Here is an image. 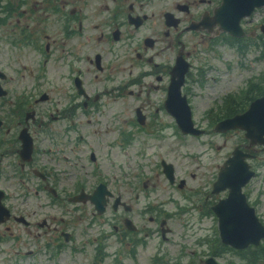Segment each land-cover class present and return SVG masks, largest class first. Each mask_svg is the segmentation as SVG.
<instances>
[{
  "label": "flooded vegetation",
  "instance_id": "obj_1",
  "mask_svg": "<svg viewBox=\"0 0 264 264\" xmlns=\"http://www.w3.org/2000/svg\"><path fill=\"white\" fill-rule=\"evenodd\" d=\"M30 2L28 15L34 20L26 25V29H19L11 44L16 46L22 40H28L38 49L42 42H37L35 38H47L43 44L46 56L37 62L39 68L33 76L25 72L7 75L0 68V182H18L27 189L14 192L0 185V224L10 233L11 226L7 223L10 219L23 223L25 227L47 225V218H29L31 214H35V208L28 204L29 196L33 195L36 196L37 206L45 210L50 206L64 209L65 202H88L94 217L112 211L114 216L110 220L115 222L112 224L113 228L115 231L122 230V241L129 246V253H135L136 246L146 243L145 239L153 233L166 240L167 233L171 230L166 215L169 211L147 201L145 205L137 206V223H134L130 216L133 204L124 192H114L110 183L115 180V176L102 170V163L97 157V145L103 144L105 150L107 147L114 149L117 147L115 145L122 149L128 148L132 135L136 132L129 127V98L136 95L138 99L141 92L140 88L134 92L131 86L154 85L151 81L145 82L146 79L141 80L142 74L145 76L155 73V79L158 80L161 79L158 74L168 73L169 83L170 70L175 60L182 56L189 61L199 45L205 43L211 46L220 40L237 43L247 38L250 39L248 41L254 38L256 42L259 39L263 41L261 26L264 19L261 23H255V27H244L243 36L238 37L223 30L220 21L214 17L215 8L220 6L222 0H103L98 4L100 9L91 0H53L52 3L49 0H0V27L5 25L6 20L11 21L12 15L23 12L24 9L19 6H28ZM260 8L264 7L255 8L252 14ZM91 11L94 12L93 16ZM51 14L60 18L61 24L58 25L62 39L59 42L49 40ZM16 20L19 21V18ZM7 31L12 35L15 29L11 26ZM148 49H152V52L147 53ZM53 50L57 51L58 60H54ZM132 55L134 59H130ZM56 61L57 67L52 66L51 70H57L61 77L58 94L45 88L49 76L47 73L51 64ZM142 63H149L151 69H141ZM168 83L161 99L162 104L165 103ZM250 86L248 82L247 87ZM248 88L245 93L237 90L235 97L252 96L255 89ZM149 91L148 89L147 92ZM263 92H257L256 96ZM182 93L185 96L187 94L183 86ZM250 100L252 98L248 102ZM162 104L160 108L172 116V112ZM246 105L233 103L236 111L243 110ZM132 109L133 118L137 122V133L142 129L155 134L152 126L156 117L154 111L144 112L143 105L137 103ZM158 109L159 107L156 111ZM162 129L160 126L161 134L164 132ZM115 131L116 135L107 137ZM236 146L248 151L251 144L248 139L247 143H238ZM251 154L254 155L252 152ZM249 158L252 157L246 156L245 160ZM84 159L93 164L89 172L81 169L73 171L74 167L84 165ZM163 162L172 164V179L165 173ZM158 163L159 165L150 168L151 174L143 175L141 171L137 173V186L140 188V191L137 189L134 193L137 199L141 196L149 197L144 193L154 188L155 181L151 178L158 176V166L168 183L179 190L186 187L184 178L176 181L172 162L160 158ZM33 177L36 182L30 183ZM92 177L93 185L89 183ZM125 182L130 194V178L127 177ZM99 186L109 191L105 192L102 211H98L89 198ZM243 192L245 206H252L256 211L258 201H250L249 192ZM228 193V189L213 190L211 187L206 194L201 191L203 197L200 214L210 213L217 227L218 217L213 205ZM46 194L49 197L47 199ZM209 195H213L215 199L210 201ZM117 197L119 198L116 199ZM190 208L191 203L182 207L185 211ZM20 211H28V216ZM52 228L57 230L58 227L53 225ZM58 230V235L64 241L71 239L70 231ZM216 231L215 238H200L197 242L202 248L205 243L209 244L207 254L200 258L199 264H221L218 255L227 249L237 255L239 250H245L223 243L218 228ZM57 246L59 248L60 244ZM32 253L33 249H30L26 254ZM14 254L24 253L17 249ZM182 255L179 253L175 258L179 259Z\"/></svg>",
  "mask_w": 264,
  "mask_h": 264
},
{
  "label": "rangeland",
  "instance_id": "obj_2",
  "mask_svg": "<svg viewBox=\"0 0 264 264\" xmlns=\"http://www.w3.org/2000/svg\"><path fill=\"white\" fill-rule=\"evenodd\" d=\"M91 1L98 9L101 8L98 4L103 0ZM49 2L52 3L53 0H49ZM30 7L31 2L28 6H19L24 9L23 12L12 15L11 21L6 20L5 25L0 27V68L7 75L25 72L31 73L33 76L39 68L37 62L46 56L43 44L47 38H35L37 42L38 40L42 42L38 49L34 48L33 43L28 40H22L16 46L11 44V40L16 39L19 29H26V25L34 20L28 15ZM90 14L93 16L94 12L91 11ZM17 18L19 21L16 20ZM262 19H264V8H260L250 17L242 18L241 25L249 28L255 23H261ZM58 24H61L60 18L51 14L50 41L54 39L59 42L62 39ZM11 26L15 29L12 35L7 31ZM248 40L250 39L247 38L237 43L220 40L211 46L204 43L199 45L195 54L189 58L191 67L187 73L186 82L182 86L187 93L186 99L191 107L194 124L201 128H207L203 133L198 135L183 133L175 122L174 116H169L160 108L161 99L165 93L164 89L168 83V73L158 74L161 75V79L158 80L155 79V73L145 76L142 74L141 80L146 79L145 82L151 81L154 85L131 86L134 92L138 88L141 89V92L138 99L136 95L129 98L131 118L129 127L136 132L132 135L128 148L122 149L115 145L117 147L114 149L107 147L105 150L103 144L97 145V157L102 163V170L115 176V180L110 183L114 192H124L127 199L133 204L130 216L134 223H137V206L145 205L147 201L169 211L166 212V215L169 218L168 225L171 230L167 233L166 240L153 233L152 236L145 239L146 243L138 244L135 253L132 254L128 251L129 246H126L122 241V230L115 231L113 228L112 224L115 222L110 220L114 216L112 211L109 210L103 215L94 217L88 202L78 204L65 202L64 209L59 206H50L45 210L43 207L37 206L36 196L31 195L28 204L31 208H35V214L34 216L31 214L29 218L35 217L40 220L44 217L47 218L48 224L25 227L23 223L10 219L7 223L11 226L12 233L0 224V264H192V262L199 264L200 258L207 254L209 244L205 243L202 248L197 242L200 238L209 237L211 239L217 235V226L213 216L210 213L200 214L199 208L202 206L203 197L201 191L206 194L208 188H212L210 181L215 180L218 176L220 167L224 165L225 159L230 155L232 149L238 143H247L248 141L241 128L225 132L214 129V123L227 116L221 110L219 111V108H222L226 94L240 91L242 85L249 79L253 80L250 86L251 90L264 91V39L263 41L259 39L258 42ZM53 52L54 60H58L56 58L57 51L53 50ZM150 52L152 49L147 50V53ZM130 59H134V55ZM56 63L57 61L50 66L45 88L49 89L51 93L58 94L61 77L57 70H51L52 66L57 67ZM140 68L149 71L151 66L149 63H142ZM138 69L139 66H137ZM132 71L134 72L135 68ZM148 89L149 92H147ZM136 103L143 105L144 112L154 111L156 114L152 123L155 134L142 129L137 133V122L132 114V107ZM162 106L164 107V103ZM157 107L159 109L156 111ZM160 126L163 127V134L160 133ZM113 134L116 135V131L108 134L107 137H111ZM96 139L98 142L100 141V139ZM256 143L249 148V151L254 155L248 159L251 167L255 169V174L246 183L247 185L245 184L243 190L249 192L250 201H258L259 204L255 212L264 223V149L258 144L259 142ZM160 158H165L174 164L176 181L178 178H184L186 187L179 190L168 183L158 166V176L154 175L151 178L155 181L154 188L144 193L149 197L141 196L137 199L134 197L135 191L137 189L140 191L137 186V173L141 171L143 175L151 174L150 168L159 165ZM83 162V166L78 165L77 168L74 167L73 171L81 169L83 172L85 170L89 172L93 165L92 162L87 159H84ZM140 167L142 170H139ZM127 177L130 178V194L127 192L128 188L125 182ZM31 179L30 183L36 182V178ZM92 181H94L93 177L89 182L91 185L94 184ZM0 185L8 191L14 192L22 191L24 188L18 182L6 184L5 181H2ZM24 190L27 189L24 188ZM29 192L32 194V190ZM47 198L49 197L46 194L45 199ZM209 199L213 201L215 197L209 195ZM187 203H191V208L185 211L182 207ZM20 212L28 216V211ZM107 217L109 218L107 219ZM53 225H57V230L52 228ZM58 229L70 231L71 239L64 241L58 235ZM55 235L57 236L54 239ZM58 243L60 244L59 248ZM17 249L24 254L15 255ZM30 249H33V253L26 254ZM179 253L183 255L176 259L175 256ZM250 258L252 262L249 261ZM218 259L221 264H264V250L258 254H248V251H242L237 255L227 249L218 255Z\"/></svg>",
  "mask_w": 264,
  "mask_h": 264
},
{
  "label": "water",
  "instance_id": "obj_3",
  "mask_svg": "<svg viewBox=\"0 0 264 264\" xmlns=\"http://www.w3.org/2000/svg\"><path fill=\"white\" fill-rule=\"evenodd\" d=\"M262 4H264V0H223L220 6L215 8L214 17L216 16L215 19L220 21L221 28L224 30L233 35H241L243 30L239 24L240 18L249 14L255 6ZM188 66V61L182 56L176 59L171 69L166 107L173 112L183 132L199 133L202 129L195 126L190 106L185 95H182L180 91ZM169 100L171 101L170 105L168 104ZM235 127L245 129V135L250 138V144L259 142L263 144L264 148V93L251 100L243 112L225 117L215 124V129L219 131ZM250 155L249 152L235 148L219 170L213 187L215 190L229 188V194L220 199L213 209L219 217L218 225L222 240L236 247L258 243L264 236V225L256 216L254 208L249 205L245 206L244 194L241 192V186L254 172L250 169V164L244 160L246 156ZM163 164L165 173L172 179V164L165 162ZM167 169L171 172L169 173ZM0 192L2 193L1 190ZM105 192L109 191L99 186L89 195L98 211H102L104 208ZM235 201L237 207L234 204ZM226 225L231 227H226ZM234 230L237 231V236L232 233Z\"/></svg>",
  "mask_w": 264,
  "mask_h": 264
},
{
  "label": "trees",
  "instance_id": "obj_4",
  "mask_svg": "<svg viewBox=\"0 0 264 264\" xmlns=\"http://www.w3.org/2000/svg\"><path fill=\"white\" fill-rule=\"evenodd\" d=\"M257 92H258V90L255 89V91L253 92L252 96H250V97H235L233 95L225 96V98L223 100V106H222L223 114L231 115V114L237 112L235 110V108L233 107V103L237 102V104L238 103L247 104L248 100L250 98H253L254 96L257 95ZM263 250H264V242L253 246V248L250 247V248H248V249H246L244 251H248V254H251V253L258 254V253H262ZM249 261L252 262V259L250 258Z\"/></svg>",
  "mask_w": 264,
  "mask_h": 264
},
{
  "label": "bare ground",
  "instance_id": "obj_5",
  "mask_svg": "<svg viewBox=\"0 0 264 264\" xmlns=\"http://www.w3.org/2000/svg\"><path fill=\"white\" fill-rule=\"evenodd\" d=\"M170 102H171V101L169 100V101H168V104H169V105L171 104ZM169 107H170V106H169ZM234 204H235V206L237 207V202H236V201H235ZM238 206H239V205H238ZM240 208H241V207H240ZM228 226H229V225H226V227H228ZM229 227H231V226H229ZM232 233H233V234H236V236H237V231L234 230Z\"/></svg>",
  "mask_w": 264,
  "mask_h": 264
}]
</instances>
